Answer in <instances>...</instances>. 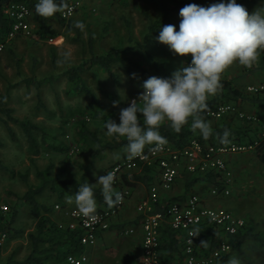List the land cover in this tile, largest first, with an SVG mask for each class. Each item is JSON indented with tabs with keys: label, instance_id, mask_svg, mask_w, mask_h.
Instances as JSON below:
<instances>
[{
	"label": "rangeland",
	"instance_id": "obj_1",
	"mask_svg": "<svg viewBox=\"0 0 264 264\" xmlns=\"http://www.w3.org/2000/svg\"><path fill=\"white\" fill-rule=\"evenodd\" d=\"M114 2H116V7H113V4L106 6L101 0H85V5L78 10L73 18V28H75L74 24L76 21H82L86 26L84 32L79 29L72 31L68 27H61L56 22H51V30H57L60 33V36L54 37L56 40L53 42L48 35L39 33V26L32 17L31 33L26 36H20L11 46L14 48L16 46L20 57L21 74L18 73L17 59L16 62L15 60L5 59L1 61L0 105L3 96L6 95L10 85L13 84L15 87L10 91L11 99L8 104L9 108L13 110L12 116L20 120H30L37 124L42 129L35 131L39 143L42 144L41 131H43L46 133L44 137L47 138L50 144L67 142L68 147H70L69 155L49 150V152L42 151L41 155L36 158L35 163L39 170H45L51 163L54 165L53 170L49 173L52 178L58 176L61 170L66 168V177L80 181L85 171L81 166L86 167L94 164V168L91 171L93 179L91 183H97L106 165L100 168L103 159L102 153L99 155L97 153V143H80L78 141L79 137L76 134L82 127V123L85 122L87 128L97 134L105 143L113 138L106 133V121L111 119L117 124L119 123L120 110L128 107V104L130 106V101L134 96L137 95L136 97H139L142 94L143 87L141 83L143 78L147 77V74L150 77L163 78L164 76L170 78L173 72L191 61V54L187 56L174 54L168 46L164 47V49L166 48L165 53L155 54L153 59L152 56L146 55L142 45L137 50L139 55L132 53L133 51L122 52L128 67L116 64L112 67L113 74H109L106 70H104L106 74L102 73L103 69L99 67L88 71L83 77L85 80L84 84L91 93H83V95L77 96L78 87L68 81L64 72L68 67L79 65L82 61L92 57L89 44L91 31L94 35V52L97 55H103L100 53H103L104 48H107V43L109 44L113 41L104 37V34L109 32H102L105 26L104 16L105 18H112V15L121 16L122 12H126L129 15L135 8L138 10L140 7L138 2H133V5L125 3V0H115ZM254 9L256 8L250 6L246 10L250 12ZM147 10L152 12L154 6L149 4ZM179 23L180 21L174 17L173 23L170 25H175L176 30L179 31ZM148 41L145 40L147 43ZM65 48H70L73 51V60L71 64L58 67L57 59L59 58V53ZM260 53L263 54L262 52ZM260 56L263 57L262 55ZM146 60H151V63H146ZM139 61V64L142 65L141 69L132 64V62L138 64L137 62ZM153 61L159 62L158 64L160 65L161 63V65L158 67L157 64H153L155 63ZM143 65L146 67H143ZM34 68L35 75L33 74ZM128 69L133 75L128 72ZM100 74L104 75L100 77ZM262 76H264V69H261L258 61L249 68L239 63H234L222 74L221 81H230L234 87L244 92L247 87L246 84H241V82H244L245 78L250 83H255ZM33 77L37 82L51 77L55 78L51 83L47 82L38 89L36 85L28 87L24 82V79ZM126 79L129 80V88H124ZM38 91L41 94L43 107H38ZM212 97L218 99V93ZM93 99H95V103L91 107ZM113 102H117V105L114 106ZM225 103L233 104L232 102ZM92 108L95 114L90 111ZM3 120L7 121V116L0 113V162L7 168V170L0 168V200L19 210V213L24 211V214H26L28 209L20 208V196L26 194L28 187L20 176L21 174L26 175L31 186H37L40 180L36 176L37 169L29 158V143L23 130L20 126L8 120L14 134L12 136ZM67 135L71 139L68 140ZM243 155H239L241 157L236 159L238 169L235 171L230 168L228 160L226 161L233 178L229 197H213L211 190L206 192L204 196L200 193L198 195L202 196L204 205L208 207L226 208L232 211L237 210V212L246 210L255 219L260 216L262 224L260 232L264 233V160L262 159L261 149ZM113 165H107L108 167L106 168H110ZM105 170L107 171L108 169ZM96 174L100 176L98 177ZM243 178L244 180H242ZM234 184H238L236 192L239 193L236 197H234L233 193ZM242 184H244L243 187L241 186ZM95 185L100 186L98 183ZM46 193L51 196L49 204L57 200V196L49 188H47ZM73 194H75L74 191ZM230 201H233V203ZM227 203L234 209L227 207ZM28 224V222H25L21 226L26 229L29 227ZM11 241L2 254L3 261L7 260L16 246L20 245V239ZM233 258L237 259L239 264H264V247L257 243L247 242L241 249L232 253L230 260Z\"/></svg>",
	"mask_w": 264,
	"mask_h": 264
},
{
	"label": "clouds",
	"instance_id": "obj_2",
	"mask_svg": "<svg viewBox=\"0 0 264 264\" xmlns=\"http://www.w3.org/2000/svg\"><path fill=\"white\" fill-rule=\"evenodd\" d=\"M62 2L37 0L35 10L42 17H52L61 10ZM179 16V31L175 25L162 26L157 40L174 54H191L190 63L173 72L170 78H148L138 101L132 100L130 106L120 110L119 123L106 121L109 137L126 139L125 153L129 160L140 157L146 146L155 145L160 150L166 145L167 140L159 132L166 122L179 133L191 118L194 133L198 132L205 140L212 137L213 128L202 114L208 109L209 98L221 90L222 74L234 63L251 67L264 51V8L249 14L237 0H221L208 7L186 5L180 9ZM74 27L84 32L86 26L76 21ZM73 55L70 48L61 50L57 66L71 64ZM230 135V130L225 129L217 137L222 144H228ZM115 179L109 172L97 182L108 207L123 200L122 194L114 191ZM95 184L84 183L74 194L77 210L92 221L97 218L98 207ZM68 202L72 203L73 199ZM229 264H239V261L233 258Z\"/></svg>",
	"mask_w": 264,
	"mask_h": 264
},
{
	"label": "crops",
	"instance_id": "obj_3",
	"mask_svg": "<svg viewBox=\"0 0 264 264\" xmlns=\"http://www.w3.org/2000/svg\"><path fill=\"white\" fill-rule=\"evenodd\" d=\"M101 1L106 6H111L113 4V7H116V2H114L115 0H101ZM133 2H138L140 7L138 10L137 8H135L134 11H132L131 14L129 15L126 12H122L121 16L112 15L111 16L112 18H109V17L105 18L104 16L105 26L103 27L102 32H109L108 34H104V37L105 39L108 38V40L112 39L113 41L110 42L109 44L107 43V48L106 49L104 48L103 53L99 52L100 54L105 55L111 50L120 49L121 56H122V52H126V51L128 52L133 51L132 53L139 55V53H137V50L140 47H142V45H143V48L145 49L146 55H150L152 56V58L154 57L155 54H161V53L163 54L166 52V48L164 49L166 45L160 43L157 40V37L159 36L160 31H150V27L154 23L160 22V29H161L162 26L170 25L171 23H173L174 17L180 21L181 20L179 16L180 9L186 5L197 4L199 6L208 7L211 4L221 2V0H125V3L131 4V5H133ZM237 3L241 4L246 9H248V7L250 6L253 8H256L254 10H251L249 14L253 13L254 11L260 8H264V0H237ZM149 4H151V6H154V10H152V12H149L147 10ZM166 13L169 14L168 20L163 21L162 19L166 16ZM54 40L56 39L55 38L51 39L52 42ZM145 40H149L148 43L145 42ZM11 49L18 55L16 46L15 48L11 47ZM261 52L263 54L260 53V55H262L263 57L259 55L260 57H258L257 61L260 63L261 69H264V51H261ZM4 59L5 60H15L16 62L15 57L8 50L4 51L0 53V68L1 69H2L1 61H3ZM153 62L157 64L159 63L156 61H153ZM137 63H138L139 69H141L142 65L139 64L140 61ZM146 63H151V60H148V61L146 60ZM117 64H121V63H117ZM143 67H146V66L143 65ZM104 70L105 69L102 70V73H105ZM88 71L82 74L83 80H84L83 76L87 74ZM103 75L104 74H100V77H102ZM148 78H150V75L147 74V77L143 78V82L141 83V85H143V83ZM163 78H168V77L163 76ZM137 81H138V78H137ZM263 81H264V76L260 77L255 83H250L248 79L245 78L244 82H241V84H246V87H247L250 84H259ZM119 83L124 84L121 82ZM125 87H128V88L130 87L128 79H126V84L124 88ZM143 91L141 93H143ZM219 92H218V95H219ZM208 101H216V97H210ZM236 105L239 106L238 108L242 112L251 114V115L261 114L262 111L264 110V105L262 104V102L241 100L240 102H236ZM205 117H206V114H205ZM207 119L208 121L210 120V122L212 123L218 122L217 120H213L211 118L206 117V120ZM66 137L68 140L71 139L68 137V135ZM115 139L117 138L113 137L112 139L107 140L104 144L113 142ZM119 140L122 141V140H125V138L121 137L119 138ZM59 143H62L63 146L65 145V143L63 142H59ZM149 147L150 146H146L144 150L148 149ZM65 154L69 155L70 152L65 153ZM239 155H243V154H231V155L224 156V159L226 161L228 160V164L230 168L233 169L234 171L238 169V165H236V159L238 157H241ZM117 156H119V159L116 158ZM102 159H103V162L101 163L100 168L105 165L106 166L105 168H103L104 170H102L101 172L102 174H100L101 176L108 173L105 170V169H108L106 168L108 167L107 165L110 166L112 164L125 161L127 159V156L125 153V147H120V148H116L113 150L106 149L105 151L102 152ZM100 175H98V177ZM196 175L197 174L188 172L187 162L180 163L178 166V179L176 180L175 185L173 186L171 190H161L160 191L159 203L155 207L154 212H163L173 203H184L192 195H196V194L198 195L200 193L204 196L208 188L207 183L203 181L204 179L199 180V177ZM216 178L218 179L217 176ZM242 180H244V178ZM88 182L89 184H93L91 183L93 182V179L91 177V172H90V177H89ZM159 183H160V173H159V169L156 166H148V165L139 166L134 171H131V172L124 171L120 175V177L118 178V183L113 185L114 191L119 192V193H121L122 191H128L129 195L125 201L123 208L118 212L116 216L111 218L109 230L102 231L99 233L98 241L95 246L91 247L90 249H84V252L87 253L89 257L88 264H130L141 258L142 252H143L142 250L143 217L138 212V206L142 202L149 199L151 187L154 185H158ZM241 186L243 187L244 184H242ZM94 187L101 190V186L94 185ZM236 187H238V184H234L233 186L234 197H236V195L239 193V192H236ZM73 191L76 193L75 190L71 189L67 192L66 197L61 202L58 201V197H57V200L54 201L52 204H49V199L51 196H48L46 192H44L43 195L38 197L39 202L46 204V205H51L52 207H54V211L49 213L48 215L54 222L59 224L60 227L69 228V226L73 224L74 222L71 216L69 215V209L76 207V204L74 202ZM23 196L24 195L20 196V208H27L28 211L26 212V214H24V211H21L19 213V210H17V214L14 217L15 221L13 223V227H14L13 234L9 238V242L3 247L5 249L11 240L14 241L15 239L16 240L20 239V245L18 247L16 246L13 252H11V254L9 255V256H12L13 254H15V259L17 261H23L31 254L32 249L30 245L29 235L36 231V225H37V221L31 215L32 207L30 206L28 202L22 199ZM70 198L73 199L72 203L68 202ZM96 201H97V206H98L97 211H101V210L109 208L108 205L105 203V201L101 202V201H98L97 199ZM233 201H230V202L233 203ZM7 205L9 206V204ZM227 207L232 208L231 205L229 206L228 203H227ZM234 211L237 212V210H234ZM234 211L232 212L234 213ZM236 212L234 214L245 218L247 224L254 225L252 227L255 228L256 233H261L264 235V233L260 232V229L262 228L260 216L256 217L255 219L250 214V212L246 210L240 211L237 213ZM25 222L29 223L28 224L29 227H27L26 229L22 228L21 226ZM19 226L20 228H18ZM128 229L134 230V233L126 234V230ZM24 231H26L25 234H24ZM171 232L173 233V230L170 228L169 224L167 222L164 223L161 228V238H160L161 240L160 258H161L162 264H183V259H182L183 252L182 254L180 252L182 247L180 248V245L173 244V240L174 242H177L178 240H181L183 242V235L175 232V236L173 239L171 237ZM223 237H225L224 234H223ZM171 239L172 241H170ZM71 255H74V254H71Z\"/></svg>",
	"mask_w": 264,
	"mask_h": 264
},
{
	"label": "trees",
	"instance_id": "obj_4",
	"mask_svg": "<svg viewBox=\"0 0 264 264\" xmlns=\"http://www.w3.org/2000/svg\"><path fill=\"white\" fill-rule=\"evenodd\" d=\"M69 0H63L61 4V10L55 13L52 17H42L37 14L35 10L36 0H0V37H6L11 29L12 21L5 15V8L10 2H20L25 3L29 6V8L32 11L33 19L37 22L39 26V33L48 35L51 39L54 37L60 36V33L57 30H51L50 23L56 22L61 27H68L69 29H72V31H77V28H73V18L66 20L63 19L61 16V11L63 8L68 4ZM242 3V2H241ZM169 14L166 13V16L162 19L163 21L168 20ZM150 31H160V22L154 23L150 27ZM20 36H18L16 39H18ZM94 35L91 31L89 35V44H90V52L92 54V57L88 60L82 61L79 65L70 66L66 69L64 72V75L67 77L68 81L72 84H74L77 88V96L83 95V93H91L89 88L84 84V80L82 78V74H84L86 71L91 70L95 67H99L102 69H105L110 74L112 73V67L115 66L117 63H121L128 67L124 62L125 58L121 56L120 49H114L108 52L105 55H97L94 52ZM15 39V40H16ZM14 40V41H15ZM14 41L8 45L7 49L5 51H9L15 59H17L18 62V73L21 74L20 71V57L11 49L12 44ZM132 64L135 67H138V64L132 62ZM157 64V63H155ZM161 65V64H160ZM157 64V66H160ZM33 74L35 75V68L33 69ZM128 72L133 75L132 72L128 69ZM55 77H51L49 79H44L40 81H35V78H27L24 79V82L26 85L32 86L36 85L38 89H40L45 83L49 82L51 83L52 80H54ZM222 88L219 92V98L216 99V101H208V109H214L219 104L225 103V102H232L235 106L236 102H240L241 100L244 101H253V102H262L264 105V93L259 95H250L246 93V90L242 92L238 88L232 86V82L230 81H221ZM15 86L12 84L10 85L9 90L7 91L6 95L3 96L2 102L0 105V113L5 114L7 116V119L12 121L14 124L20 126V128L23 130L28 143H29V158L31 160V163L36 167L35 160L37 157H39L42 153V151H52V152H62V153H69L70 147H68V143L63 146L62 143H51L47 141L46 133L41 131L42 133V144L39 143L35 131L42 130L37 124H34L30 120H20L18 118H15L12 116L13 110L9 108L8 104L11 99L10 91ZM76 96V94H75ZM38 97H39V103L38 107L43 105V101L41 99V94L38 91ZM95 103V99H93V103H91V107H93V104ZM230 104V103H226ZM43 107V106H42ZM239 107V106H237ZM95 109V108H94ZM93 111V108L90 110ZM94 112V111H93ZM204 112L202 115L206 119ZM95 114V112H94ZM260 117L264 118V110L261 114H258ZM141 122L143 118L141 117ZM8 120H3V123L5 124L7 130L14 135L12 132V128L8 122ZM208 121V119H207ZM217 123L210 122L212 128H213V136L209 139L205 140L203 139L198 132L194 133L191 130V123L192 119L189 118L188 123H186L181 131L179 133L172 130L167 122L163 124L159 132L161 136H163L166 140L169 146L175 148V149H183L185 146L189 144V142L192 139L199 140L204 146H219V145H226L222 144L217 137V134L222 135L223 131L225 129H229L231 132V135L229 137L230 142L237 141V142H248L254 139L256 137V131L258 128H256L252 123L248 121L241 120L237 115L228 114L224 116L223 118L217 120ZM76 136L79 137L78 141L83 143H91L95 142L98 145L97 153L98 155L101 154L106 149H116L120 147H126L127 141L119 139H115L113 142L104 144L103 141L97 136V134L93 133L91 130L87 128V124L85 122L82 123V127L78 130ZM57 140V139H56ZM261 155L262 159L264 160V145L261 148ZM84 168V173L81 177V180L78 181L71 177H66L67 175V169L63 168L61 172L58 174V176L52 178V176L49 174L53 168L54 165L51 163L46 170H39L37 167L36 176L40 180V183L37 186H31L28 182V177L26 175L21 174V178L24 179V181L27 184L28 191L23 196V200L28 202L30 206L32 207L31 215L32 217L37 221L36 225V231L34 233H31L29 235L30 239V245H31V254L23 261H17L15 259V254L12 256H9L7 260H2V254L5 251L3 248L4 246L0 247V264H67V258L69 255H79L84 252V247L81 245V236L83 231L78 228L76 230H70L68 227H60L59 224L54 222L50 217L49 213L54 211V207L51 205H46L41 202H39L38 197L43 195L44 192H46L47 188L50 189L51 192L57 195L58 201H62L66 195L67 192L71 189H74L76 192L78 191V188L80 185L84 183H89V177L90 172L93 170L94 164H91L90 166H81ZM112 167V166H111ZM110 167V168H111ZM0 168L6 169L5 166L2 165L0 162ZM108 168V170H110ZM107 170V171H108ZM196 176L200 179H204L203 181L207 183V192L212 190L214 187H220L219 180H217L216 175L214 173H209L206 175H200L197 174ZM95 191V198L98 201H104L103 195L101 190L94 187ZM17 214V210L15 208L11 207V214L9 220L5 221L4 223L0 224V231H7L9 234V238L13 234V223H14V217ZM253 224H247L245 229L243 231H240L235 236L229 237V240L232 243V252H230L228 255H226L221 260H218L215 264H227L230 261L231 255L233 252L241 249V247L247 243V242H253L257 243L260 246L264 247V235L261 233H256V230ZM174 233V234H173ZM171 232V237L174 239L175 232ZM223 232L221 230H217L214 225H204L201 227L199 231V247L202 254H209L213 250H215L219 243L221 242V239H223ZM172 241V239L170 240ZM9 242V239L7 243ZM204 242V243H202ZM6 243V244H7ZM172 244V242H171ZM175 245H180V252L182 254L183 252V242L181 240H178L177 242H174Z\"/></svg>",
	"mask_w": 264,
	"mask_h": 264
},
{
	"label": "built area",
	"instance_id": "obj_5",
	"mask_svg": "<svg viewBox=\"0 0 264 264\" xmlns=\"http://www.w3.org/2000/svg\"><path fill=\"white\" fill-rule=\"evenodd\" d=\"M37 2V0H36ZM85 0H69L61 11L63 19L73 18L82 8ZM5 15L12 21L11 29L6 37H0V53L4 52L18 36L29 35L32 31V11L25 3L10 2L5 10ZM190 63V62H189ZM250 95L264 93V81L259 84H250L246 88ZM139 97L132 100L138 101ZM130 101V102H131ZM228 114L237 115L241 120L252 123L258 130L256 137L248 142L232 141L221 146H204L200 141L192 139L183 149H175L168 144L157 150L155 145L144 150L140 157L126 159L114 164L108 173L115 175V184L124 171H134L139 166H156L160 173V183L151 187L149 199L138 206V212L143 217V246L142 256L130 264H162L160 258L161 228L168 223L170 228L183 235V264H215L230 252L232 243L229 237L243 231L247 225L246 219L234 214L226 208H213L204 205L200 195H192L184 203H173L163 212H154L159 203L160 191L171 190L178 179V166L187 162V170L193 174L206 175L214 173L219 180L220 187L211 190L213 197H229L231 195L232 173L224 159L225 155L244 154L261 149L264 145V118L259 115H251L242 112L233 104L222 103L214 109L206 112V117L219 120ZM123 200L118 205L97 211V218L92 221L83 217L77 207L69 209V215L73 219L70 230L80 228L83 233L81 244L85 249L96 245L98 235L102 231L109 230L110 220L123 208L129 195L128 191L121 192ZM59 208V207H57ZM11 208L0 200V224L9 220ZM204 225H214L221 230L225 237L221 239L218 247L209 254H202L199 245V231ZM134 230H126V234H133ZM9 239L7 231H0V247L6 245ZM87 253L81 255H69L67 264H88Z\"/></svg>",
	"mask_w": 264,
	"mask_h": 264
}]
</instances>
